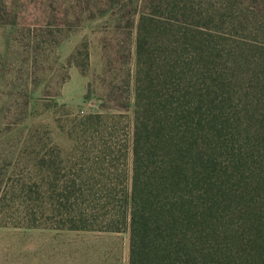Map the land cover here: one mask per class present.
<instances>
[{
  "label": "trees",
  "instance_id": "obj_1",
  "mask_svg": "<svg viewBox=\"0 0 264 264\" xmlns=\"http://www.w3.org/2000/svg\"><path fill=\"white\" fill-rule=\"evenodd\" d=\"M132 99L129 144L100 111L94 155L43 178L53 227L127 234V264H264V5L142 0Z\"/></svg>",
  "mask_w": 264,
  "mask_h": 264
},
{
  "label": "rangeland",
  "instance_id": "obj_2",
  "mask_svg": "<svg viewBox=\"0 0 264 264\" xmlns=\"http://www.w3.org/2000/svg\"><path fill=\"white\" fill-rule=\"evenodd\" d=\"M141 1L0 0V264H127V234L53 227L43 178L94 155L100 111L129 144Z\"/></svg>",
  "mask_w": 264,
  "mask_h": 264
}]
</instances>
